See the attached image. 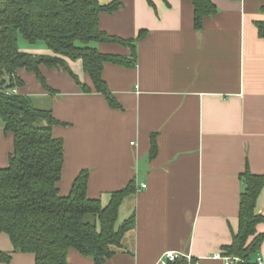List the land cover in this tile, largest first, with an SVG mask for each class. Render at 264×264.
I'll return each mask as SVG.
<instances>
[{
    "label": "crops",
    "instance_id": "crops-1",
    "mask_svg": "<svg viewBox=\"0 0 264 264\" xmlns=\"http://www.w3.org/2000/svg\"><path fill=\"white\" fill-rule=\"evenodd\" d=\"M209 1L217 13L205 17L199 31L185 0H118L115 12L100 14L99 29L110 37L132 41L143 35L133 67H103L120 109L110 108L101 94L83 93L62 70L39 67L55 92L51 97L34 74H16L22 81L16 94L48 99L58 122L51 132L64 145L60 195L69 193L81 171L89 173L87 196L105 204L112 192L135 185L120 206L125 219L133 214L135 226L124 238V251L105 264H158L165 252L190 255L197 264H223L214 256L238 230L240 176L246 167L264 176V41L255 28L264 19V0ZM94 46L131 60L127 47ZM20 50L54 56L44 45L20 44ZM65 61L92 88L81 61ZM152 135L157 154L150 159ZM12 148V135L0 129V168ZM255 214L264 216V187ZM256 232L264 233V223ZM12 251L0 234V252L11 254L8 264H35L32 254ZM257 257L264 263V241ZM67 264L94 263L70 250Z\"/></svg>",
    "mask_w": 264,
    "mask_h": 264
},
{
    "label": "trees",
    "instance_id": "trees-1",
    "mask_svg": "<svg viewBox=\"0 0 264 264\" xmlns=\"http://www.w3.org/2000/svg\"><path fill=\"white\" fill-rule=\"evenodd\" d=\"M185 1L193 6L197 31L205 17L217 13L209 0ZM119 6L118 0L105 5L97 0H0V125L5 135L13 137L7 166L0 168V234L9 238L12 253L32 254L35 264H67L70 250L91 258L94 264H105L124 251V238L135 226L130 214L116 227L122 202L136 191L133 182L112 192L103 205L101 200L87 196L89 173L81 171L69 193L60 195L64 145L51 132L58 122L49 106L39 107L35 98L11 93L22 86L16 74L24 69L36 76L49 97L53 96L55 92L39 72V67L45 66L62 70L83 93L101 94L110 108L120 109L102 78L103 67H133L136 40L143 35L124 41L99 29L100 14L113 13ZM260 12L264 16V7ZM255 28L264 41V19L255 22ZM20 38L28 46L44 45L54 56L23 53ZM99 43L129 48L131 60L99 53L94 46ZM65 59L81 61L92 88L79 81ZM150 141L149 158L153 159L157 154L154 135ZM240 179L243 191L238 230L221 254L236 258V264H256L264 241V233L257 234L256 227L264 223V216L255 214V206L264 187V176L254 175L246 167ZM10 260L11 254L0 252L1 263L8 264Z\"/></svg>",
    "mask_w": 264,
    "mask_h": 264
},
{
    "label": "built area",
    "instance_id": "built-area-1",
    "mask_svg": "<svg viewBox=\"0 0 264 264\" xmlns=\"http://www.w3.org/2000/svg\"><path fill=\"white\" fill-rule=\"evenodd\" d=\"M16 94L15 89L12 90ZM141 188H145L144 185ZM214 259L220 260L223 264H236L238 260L233 257L223 256L217 254ZM158 264H197V262L190 255H181L173 252H165L158 260ZM256 264H264L260 258H256Z\"/></svg>",
    "mask_w": 264,
    "mask_h": 264
},
{
    "label": "rangeland",
    "instance_id": "rangeland-1",
    "mask_svg": "<svg viewBox=\"0 0 264 264\" xmlns=\"http://www.w3.org/2000/svg\"><path fill=\"white\" fill-rule=\"evenodd\" d=\"M19 42L21 44H26L25 41L23 39H19ZM37 100V105L39 107H42V108H48L49 106V101H40L39 99H36ZM0 129H1V125H0ZM106 202H103L102 204L105 205ZM123 219H125V212H124V209L122 207V209L119 210V214H118V219H117V223H116V227H118Z\"/></svg>",
    "mask_w": 264,
    "mask_h": 264
}]
</instances>
